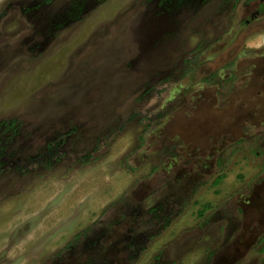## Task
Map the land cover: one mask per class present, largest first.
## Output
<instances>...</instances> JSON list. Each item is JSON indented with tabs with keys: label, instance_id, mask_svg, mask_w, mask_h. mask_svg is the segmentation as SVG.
I'll return each mask as SVG.
<instances>
[{
	"label": "rangeland",
	"instance_id": "374dc122",
	"mask_svg": "<svg viewBox=\"0 0 264 264\" xmlns=\"http://www.w3.org/2000/svg\"><path fill=\"white\" fill-rule=\"evenodd\" d=\"M0 264H264V5L0 0Z\"/></svg>",
	"mask_w": 264,
	"mask_h": 264
},
{
	"label": "flooded vegetation",
	"instance_id": "af4514ba",
	"mask_svg": "<svg viewBox=\"0 0 264 264\" xmlns=\"http://www.w3.org/2000/svg\"><path fill=\"white\" fill-rule=\"evenodd\" d=\"M174 0H166L167 3H171ZM260 1V6L264 5V0H259ZM163 2V1H162ZM161 3V2H160ZM262 15V9L259 8L256 11H253L250 15V18L246 19L245 22L247 25H250L251 23H254L260 16ZM80 242V240H76V242L74 243L75 245L73 246L72 243L71 244H66L64 248H66V250L64 251H72L75 250V248L77 247L78 243ZM67 248H69L67 250ZM60 252H62L61 250H58L54 255L58 256L60 254ZM62 256V255H61ZM70 254L67 255V253L63 254L62 260L64 263H67V261L69 260Z\"/></svg>",
	"mask_w": 264,
	"mask_h": 264
},
{
	"label": "trees",
	"instance_id": "16d2710c",
	"mask_svg": "<svg viewBox=\"0 0 264 264\" xmlns=\"http://www.w3.org/2000/svg\"><path fill=\"white\" fill-rule=\"evenodd\" d=\"M221 178H222V176H221L220 178L216 179V180H215V183H217V182L219 181V179H221ZM205 207H206V208H208V207H209V205H208V204H206V205H205Z\"/></svg>",
	"mask_w": 264,
	"mask_h": 264
}]
</instances>
